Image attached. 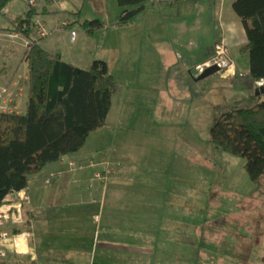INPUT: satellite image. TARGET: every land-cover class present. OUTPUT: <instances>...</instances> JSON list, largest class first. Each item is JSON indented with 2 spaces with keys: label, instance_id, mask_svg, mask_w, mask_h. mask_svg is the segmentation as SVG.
<instances>
[{
  "label": "rangeland",
  "instance_id": "obj_1",
  "mask_svg": "<svg viewBox=\"0 0 264 264\" xmlns=\"http://www.w3.org/2000/svg\"><path fill=\"white\" fill-rule=\"evenodd\" d=\"M231 2L232 0H196L194 3L191 1L190 4L195 6V12L183 17L186 21L195 22L199 28L193 36L183 35L188 39L194 38L201 45L207 40L212 42L213 38L219 40L223 23L231 19L229 13L239 18L231 8ZM60 4L63 6L62 9H65L63 10L65 15L71 18H75V14L71 12L72 9H81L79 16L82 20L98 16L108 23V26L102 28L111 39L107 42L108 53L104 56L110 58L109 63L116 79L110 114L112 117L110 122L115 125L108 133L115 135L114 131L118 129V126L123 128L120 144L124 150H127V157L119 156L120 154L116 152L117 154L113 153V159L121 157L123 169L131 168L130 174L133 180L128 182L123 190L125 202L117 207L119 208L118 216H115V219H126L123 222L117 221L113 226L119 232L118 238L124 240L120 238L123 233L128 240L131 236L136 237L134 232L128 233L125 230L133 226L127 219H189L188 234L183 236L189 241L188 250L183 251L182 245L169 250L165 248L166 250L162 253L168 257L159 262L160 264L162 262L164 264H216V262L226 264L234 253L236 258L243 262L238 264H264V178L258 183L252 180L245 166V157L216 148L211 140V126L219 117L221 108L234 103L236 94L250 97V94L256 90L255 80L248 74V54L232 49V57L237 62V71H239L236 76L226 79L221 69L200 79L194 80L191 77L189 83H195L196 97L191 92L188 95L184 92L170 95V89H176L175 84L172 82V86L170 83L169 88L166 84H162L163 81L159 79L160 71L155 69L154 74L149 69V66L153 64L152 58L143 63L140 55H137V40L134 36L139 33L140 26L146 20L143 17L144 11L160 9L161 1L148 0L146 7L135 16L138 30L136 25L130 23L131 25H126L122 31L116 26V20L121 11L118 0H60ZM54 6L57 8V4ZM221 6H224L223 12ZM9 7L10 11L7 14H0V31L2 28L8 29L13 26L15 17L27 5L25 0H12ZM59 9H54L55 12L52 14L60 15ZM35 18L44 22L40 15H36ZM71 25H74L77 30H83L80 21L76 20ZM174 25L175 23L168 19L154 22L149 27V38L143 42V45L147 47L146 50L150 48L149 40L154 41L158 31L169 36L170 27L174 28ZM58 32L61 31L55 32L49 38ZM80 33L82 32H79L74 40H71L69 36L63 37V47L60 46L64 48L63 50H67L68 58L73 56L75 49H81L78 43ZM3 36L7 38L1 39L2 36H0V74L4 72L9 75L18 67L23 53V46L21 45V49L15 44H20L21 40H24V44L25 39L20 33L13 38L7 33ZM171 44L176 48L175 42ZM186 46L192 50L193 45L186 44ZM206 47L209 49L206 45L203 53L199 48L200 54H197L198 47L192 50L191 55L195 53L194 51L196 54L193 56L195 59L190 62L198 63L204 60ZM87 49L92 52L93 47H87ZM116 50L119 51V60ZM174 52L169 51L168 54L172 63L175 61ZM90 62L87 60L82 64L88 67ZM22 66L26 67V64ZM0 86L5 87L1 84ZM189 87L187 85V88ZM191 99H195V102ZM246 102L252 103L251 100ZM116 120H122V122L119 124ZM172 120L177 123L165 124V121ZM93 141L97 142L95 139ZM102 144L109 145L106 139ZM111 146L115 145L111 144ZM105 148L102 149L105 150ZM104 150H98L101 159L106 157ZM41 176L42 174H32L31 180L35 177L40 179ZM104 179L106 181L108 175ZM71 184L70 190H73L76 186L74 183ZM47 195V193L44 194L45 197ZM38 197L36 191L35 204H38ZM41 200L43 205V196ZM95 205L98 204L93 203L94 208L91 207L90 219H96L92 227L91 245L88 244L91 224H87V228L83 230L84 241L76 239V232L79 230L74 220L83 217L74 216L72 210L64 205L61 198L59 207L45 204L47 210L37 213L34 219L42 223L45 221L46 228H49L48 233L43 236L44 246L32 249L30 252L28 243H20L12 252V256L9 255L11 258L3 257V262L106 264L105 261H108L107 264H131L127 260L116 263L114 260H117V257L97 253V249L102 251L97 245L100 242L104 223L100 224V219L95 218L97 210L101 209L98 208L95 211ZM89 212L90 210L87 211L85 219H89ZM106 218L107 215L104 216V219ZM206 219H223L222 227H226L224 232L227 231L228 235L214 238L213 233L210 232L211 224L208 222L203 224ZM52 222L55 223L50 225ZM28 228L25 232L27 235L32 232V229ZM198 234H200L199 238ZM28 239L29 245L34 246L35 239L33 237ZM125 243L127 244L128 241ZM198 252L201 253L200 259H198Z\"/></svg>",
  "mask_w": 264,
  "mask_h": 264
},
{
  "label": "crops",
  "instance_id": "obj_2",
  "mask_svg": "<svg viewBox=\"0 0 264 264\" xmlns=\"http://www.w3.org/2000/svg\"><path fill=\"white\" fill-rule=\"evenodd\" d=\"M191 1H193V3L196 2V0L161 1L162 7L160 9H156L153 11H144L145 15H143V17H145L146 20L143 21L144 24L140 26L139 33H137L136 35L134 34L135 39L137 40V55H140L143 63L145 60L152 58L153 64L149 66V69L152 70L154 74L156 73L154 71L155 69L160 71L161 78L159 79L163 81L162 84H166L167 88L170 87L172 82L175 84L176 89H170V95H172V93L181 94L182 92L188 95L189 92H191L192 95L196 97L197 87L194 82L189 83L191 77L196 80V76H194L191 71L199 65L207 63L210 58L214 57L220 50L221 45L228 47L229 57L233 63V65L229 69L222 68V72L224 74L223 76H225L226 79H230L236 76L237 72L239 71H237V62L232 57V49L239 50L240 46L247 40L246 30L242 19L240 17H235L231 12L229 13L231 15V19L223 23L222 32L219 35V40L213 38L212 42L207 40L206 43L201 45L198 41L196 42L194 38L188 39L187 37H185L183 34L192 36L195 35V31L199 28V26L195 22L186 21L183 17L189 13L195 12V6L190 4ZM233 1L234 0H232L231 2V8H233ZM54 4H57V8H54ZM223 7L224 6H221L222 12ZM26 8L19 12L17 16L23 14L26 11ZM59 8L61 9L63 8V6L60 4V0H55L53 2H50L49 4H44L43 7L40 6L39 8H37L42 12H39L37 16L40 15L41 19H43L47 24H53L54 21H56L58 18H67L70 22V28L75 29L77 31V35L79 32H82L80 33L81 37L78 42L79 45H81V49H75L76 52L71 58H68L67 50H63V37L69 36L71 38L70 30H62L61 32H58V34H55L52 38H49L48 36L43 41L44 45L51 50L60 51L65 59H69V61L74 62L75 64L82 67H86L82 63L87 60L89 62H92V60L96 57L105 58L104 55H107L108 53L107 42L111 40L109 34L107 35L105 33V30L102 29L105 26L97 29L92 34H88L84 28L83 30H77L74 25H71L74 21H76V18L66 16L64 12H61V14L58 16H56V13L54 15L52 14V12H55L54 9L58 10ZM5 10L7 13L10 11L9 5ZM162 19H168L175 23L174 28L172 26L170 27L171 34L167 36L166 34H163L162 31H158L159 33L155 35L154 41L149 40L148 43L150 45V48L149 50H146L147 47L146 45H143V42L147 38H149V27L154 22ZM135 22L136 19H134L132 23L136 25L135 27H137L138 30V25L135 24ZM126 25L130 26L131 24L129 23ZM126 25H121L122 27H120V25L117 24L116 26L120 31H122L126 28ZM106 26H108V23L106 24ZM13 32L18 33L16 31ZM67 32L69 33V35H67ZM1 33L6 34L8 32L0 31V35L2 36L1 39L7 38V36H3L4 34ZM23 42L24 40H21L19 42L20 44H15L16 46H20L21 49L23 46V53L22 57L19 60L18 67H16L9 75L4 74V72H1L0 74V84L5 86H0L1 89L4 91H10L12 98L10 102L12 104V107L17 106L18 110H21L25 107V80L28 76L27 68L22 66L24 63L26 64V62L23 60V55L26 49L27 40L25 39L24 44ZM173 42H175L176 48H174V46L171 44ZM186 44H189L190 46L193 45L191 47L192 50H195L196 47H198L197 54H200L199 48L202 49L203 53L205 46L208 45L209 49H207V47L205 49L206 58L199 61L198 63L190 62L195 59V57L193 56H195L196 51H194L195 53L191 55L193 51L190 50L189 47L186 46ZM60 45H62V47ZM87 47H93L92 52H89ZM169 51H175V61L173 63L171 62L170 58H168ZM116 53L118 54L119 60V51L116 50ZM105 59L110 62V58ZM157 64L159 65V67H157ZM257 83L258 82L255 81L256 86ZM187 85L190 87L187 88ZM191 100L192 102H195V99ZM111 110L112 107L108 113L107 124L92 131L87 138L86 145L82 149L66 154L61 160L48 163L41 173L42 179L41 177H39L40 179H37L35 177L30 180L28 188L11 192L6 197L4 208L9 211L10 209H13V212L16 211V214H14L15 216H13L12 219L13 223H11L12 221L9 222L6 227L10 229L19 228L22 230L25 229V226L27 225L26 229L28 227L32 229L31 234L28 235L25 233L26 229L24 231H19L20 233L13 230L17 234V236L15 240L10 244L11 249H9L7 256H12V252L18 247L20 243H28V250L30 252L32 249H38L39 247L44 246V243L42 242L43 236L48 233L49 228H46L45 221L42 223L40 220L35 221L34 219L37 216V213H42L43 211L47 210L45 204H53L54 207H59L61 198L64 202V205L66 207H69V210H72L74 216L83 217L81 219L74 220V224L78 227L79 230V232H76V239H85V232L83 230H85V227L87 228V224H91V226H89V228L91 229L90 238H88L89 245H91L90 242H92L93 237V223L96 221V219H90L91 207H93V203L98 204L95 205V211L98 208L101 209L97 210L95 218L99 216V212H101L100 224L101 222H103L104 227L101 232L102 234L100 233V242L97 245L101 247L102 251L100 252L97 249V253H104L107 255L110 254L113 257H117V260H114L116 261V263L127 260L131 264H160L159 262L164 261L166 257H168L167 255L162 253L163 250H169L173 247H176L177 245H182L184 247L183 251L188 250L189 241H187L186 238H183V236H185V234H188L187 228L189 219H127L130 220L129 222H132L133 226L131 229L125 230L128 233L134 232L136 234V237L131 236L128 240L127 237L125 238L123 233L120 238L124 240H120L118 238L119 232L118 230L113 228V226L115 223H117V221L123 222L126 219H115V216H118L117 210L119 208L117 207L125 202V195L123 190L128 182L133 180L130 174L131 168H127L126 170L123 169L121 157L113 159V153L117 152L120 154L119 156L123 155L124 157H127L126 153L128 152L127 150H124V148L120 144V139L123 136V134H121L123 132V128L118 126V129L114 131L115 135H111L108 133L110 129L113 130V126L115 125V123L110 122L112 121V117H110ZM113 121H115V119H113ZM116 121H118L119 124L122 122V120ZM175 123L177 122H174L173 120L165 121V124L167 125H174ZM93 139L97 140V142H94ZM105 139L109 143L108 146H103L102 144ZM111 144L115 146H111ZM103 147H106L105 150L102 149ZM98 150H104V153L106 155L104 159H101ZM91 158H93V163L90 162ZM126 160L127 159L125 158V161ZM72 161H75V163H72ZM105 169L108 170V179L106 181H103L95 176L96 171ZM51 174H55L53 180L50 182L46 181V177ZM142 174L144 173L142 172ZM71 183H74L76 186L73 190H70L72 185ZM36 191L37 196H39L38 204L34 203V193ZM76 192L77 195H75ZM45 193H47L49 196L47 195V197H45ZM42 196L44 198L43 205H41ZM89 210V219H85L87 211ZM9 211H7V214ZM150 211L151 208L149 207V212ZM106 213L107 218L104 219V214ZM111 217L113 219H111ZM15 219H20V221L16 223L14 222L16 221ZM36 222H38V224ZM206 222L211 224L210 232L213 233L212 235L214 238L228 235L227 231L224 232L226 227H222V225L224 224L223 219H206L203 224ZM54 223L55 222H52L50 223V225ZM156 226H158V228ZM121 228L123 227L121 226ZM60 233H62L61 229ZM199 236L200 234H198V238ZM31 237L35 239L34 246L29 245L28 238ZM126 241H128L127 244L125 243ZM229 246L233 245L229 244ZM200 254L201 253L198 252V259H200ZM10 256L9 258H11ZM96 256L98 257V255ZM178 256L182 257V255L180 254ZM98 259L102 260L101 258ZM107 262L108 261H105L106 264ZM238 262L241 261L236 258V254L234 253L226 264H238ZM3 264H12V262L5 261V263L3 262ZM162 264L164 263L162 262ZM216 264H218V262H216Z\"/></svg>",
  "mask_w": 264,
  "mask_h": 264
},
{
  "label": "trees",
  "instance_id": "obj_3",
  "mask_svg": "<svg viewBox=\"0 0 264 264\" xmlns=\"http://www.w3.org/2000/svg\"><path fill=\"white\" fill-rule=\"evenodd\" d=\"M11 1L0 0V14H7L5 9ZM147 1L118 0L121 11L116 23L120 26L132 23ZM50 2L41 1L34 7L26 4V11L14 19L13 26L2 28V32L16 31L29 41L31 32L37 31L38 6ZM233 8L242 19L247 35L239 50L248 54V74L261 82L257 83L260 87L264 84V0H234ZM63 10L59 9V14ZM71 12L88 34L107 24L98 16L82 20L81 9ZM66 30L71 31L70 23ZM46 38L30 40L23 55L28 74L25 107L21 110L0 108V211L6 209L5 200L11 192L29 187L32 174H41L48 163L82 149L90 133L107 124L112 107L116 79L109 61L96 57L88 67H82L65 59L60 51L47 48L43 43ZM247 100L252 103L248 104ZM211 140L214 147L245 157L250 177L261 182L264 178V90L260 88L259 93L255 90L250 97L236 94L234 103L221 108L211 126ZM97 172L107 176V170L95 173L105 181ZM15 212L10 209L0 229L18 233L26 229V224L22 230L6 227ZM96 218L101 219V215Z\"/></svg>",
  "mask_w": 264,
  "mask_h": 264
},
{
  "label": "built area",
  "instance_id": "obj_4",
  "mask_svg": "<svg viewBox=\"0 0 264 264\" xmlns=\"http://www.w3.org/2000/svg\"><path fill=\"white\" fill-rule=\"evenodd\" d=\"M41 1H46V0H25L26 4L28 6H32V7L36 6L38 3H41ZM149 1L155 2V1H162V0H149ZM36 22H37V24H36L37 31L31 32L30 40H39L43 37H48V36L52 35L54 32L66 30L68 25H69V20L65 19V18H58L56 21H54L53 24H47L45 21L43 22L40 20L36 21ZM7 35L11 36L13 38L15 36H18V33L10 31L7 33ZM76 35H77V31L71 29L72 40H74L76 38ZM29 41L27 40L26 46L28 45ZM212 63H218L220 65V67H222L224 69H227V68L229 69L233 65V63L229 57L228 47L221 45L220 50L218 51V53L214 57L210 58L207 63L201 64L198 67H196L195 69H193L192 73L198 74L201 72V70L206 65H209ZM0 96H2V99L0 101V108H2L4 110L17 109V106L12 107V104L10 102L12 100L10 91L0 90ZM90 162L93 163V160L90 159ZM72 163H75V161H72ZM97 175L103 179H104V177H106V175L103 176L101 172H97ZM53 176H54V174L49 175L47 177V181L50 182L51 179L53 178ZM6 211H7L6 209H2L0 211V225L5 221V216L7 215ZM18 215H20V214H18ZM15 220L17 222L20 221V219H15ZM16 236H17V234L14 231H7V230L0 229V259L2 258V256L8 254V252H9L8 246L10 243H12L15 240ZM0 262H1V260H0Z\"/></svg>",
  "mask_w": 264,
  "mask_h": 264
},
{
  "label": "water",
  "instance_id": "obj_5",
  "mask_svg": "<svg viewBox=\"0 0 264 264\" xmlns=\"http://www.w3.org/2000/svg\"><path fill=\"white\" fill-rule=\"evenodd\" d=\"M217 70H220V65L218 63H213L210 65H206L201 72L199 73V75L196 77V79H200L203 78L205 76H207L208 74H211ZM192 72V71H191ZM260 88L261 90H264V84L260 85V87L256 86V92L259 93L260 92Z\"/></svg>",
  "mask_w": 264,
  "mask_h": 264
},
{
  "label": "flooded vegetation",
  "instance_id": "obj_6",
  "mask_svg": "<svg viewBox=\"0 0 264 264\" xmlns=\"http://www.w3.org/2000/svg\"><path fill=\"white\" fill-rule=\"evenodd\" d=\"M220 69H222V67H220ZM198 75H199V73H198V74H194V76H196V77H197Z\"/></svg>",
  "mask_w": 264,
  "mask_h": 264
},
{
  "label": "bare ground",
  "instance_id": "obj_7",
  "mask_svg": "<svg viewBox=\"0 0 264 264\" xmlns=\"http://www.w3.org/2000/svg\"><path fill=\"white\" fill-rule=\"evenodd\" d=\"M213 64V63H212ZM210 65V64H209ZM193 74V73H192ZM194 75V74H193Z\"/></svg>",
  "mask_w": 264,
  "mask_h": 264
},
{
  "label": "clouds",
  "instance_id": "obj_8",
  "mask_svg": "<svg viewBox=\"0 0 264 264\" xmlns=\"http://www.w3.org/2000/svg\"><path fill=\"white\" fill-rule=\"evenodd\" d=\"M26 3V2H25Z\"/></svg>",
  "mask_w": 264,
  "mask_h": 264
}]
</instances>
